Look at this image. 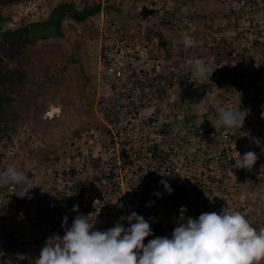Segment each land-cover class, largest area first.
<instances>
[{
	"label": "built area",
	"instance_id": "obj_1",
	"mask_svg": "<svg viewBox=\"0 0 264 264\" xmlns=\"http://www.w3.org/2000/svg\"><path fill=\"white\" fill-rule=\"evenodd\" d=\"M49 1L52 0L16 3L8 27L15 29L24 23L44 22L50 13L44 4ZM68 1L81 3V0ZM142 4L145 7L138 8L139 18L133 22L134 27L126 28L130 31L111 26L101 33L95 102L101 126L88 128L74 140L71 156L59 164L48 181L52 194L49 197L41 194L42 200L35 196V202L40 204L33 221L41 228H48L49 237L63 236L64 216L71 226L76 215L73 205L79 206L81 214L97 215L95 230L105 231L121 216L135 212L152 229L153 235L145 238V244L157 236L171 237L177 219L170 213L173 193L191 198L188 208L194 202V214L186 216L198 218L201 213L219 212L228 206L252 222L245 195L239 192V172L243 168L234 165L239 154L243 156L248 151L256 153V164H264V151L250 139L257 138L264 145V119H260L264 103L258 110L249 101L240 103V110L249 109L250 115L239 132L215 129L217 108L204 106V87L213 88L209 84H214V80L217 90L222 91L223 85L231 84L230 77H241L242 73L236 70V76L233 67L219 61L214 63L213 73L209 69L210 81H203L198 87L191 65L202 59L199 49L185 48L182 44L183 34L194 36L196 32L192 0H144ZM252 30L264 35V22ZM245 36L251 41L247 33ZM254 42H251L254 46L263 45V36ZM239 53L232 51L230 55L234 59ZM235 65L239 67L234 62ZM243 81L250 88L257 87L264 82V71ZM188 91L200 95L197 103L204 100L202 109L182 116L169 111L168 104L173 103L176 92L187 95ZM240 94L230 90L221 106L238 109L235 99ZM242 96L243 93L240 99ZM198 116L204 121L200 127L196 125ZM243 133H250V137ZM249 173L245 171L242 178L249 181L253 176ZM161 180L171 185V195L165 192ZM227 185L235 186L232 193L224 191ZM214 186H220L221 191L215 192L214 200L210 201ZM157 192L161 193L159 198ZM150 202L151 206H146Z\"/></svg>",
	"mask_w": 264,
	"mask_h": 264
},
{
	"label": "rangeland",
	"instance_id": "obj_2",
	"mask_svg": "<svg viewBox=\"0 0 264 264\" xmlns=\"http://www.w3.org/2000/svg\"><path fill=\"white\" fill-rule=\"evenodd\" d=\"M7 1L0 0V11L5 15L12 13L17 3L8 2L6 7H3ZM64 2L65 0H55L54 3L52 0L46 2L44 6L51 14L50 8L53 5L57 7L65 4ZM192 3L196 16L194 38L203 44L199 45V57L206 62L211 72L215 69L214 63L219 61L233 67L236 76L240 71L243 79L264 71V44L257 43V46L251 44L258 37L264 38V35H257L252 30L264 22V0H192ZM70 4L72 3L69 2ZM86 4L90 6L101 4L104 10L109 8L107 0H86L85 4L78 5L75 9L81 10ZM75 9L66 12L60 38L38 40L33 43H29L32 39H25L21 44L10 47L13 54L27 50L24 57L27 63L24 66L28 72L29 86L18 99L19 104L15 106V112L20 118L12 120L4 133L5 136L0 139V172L7 165H13L28 175L29 179L35 176L40 187L32 190L29 194L32 199L29 200L18 198L14 192V185L0 186V213L1 217L6 219L5 230H0V242L3 243L5 240L6 243L11 239L14 247L11 252H5L0 246V264H15L16 253H28L33 258L38 257L50 230L41 228L38 222L33 221L39 212L37 205L40 204L35 202V196L37 194L39 197L46 193L45 195L49 197L52 194V190L48 188V181H51L56 168L60 167L59 164L71 156L74 140L88 128L101 126L94 109L98 88V46L102 31L110 29L108 20L110 21L111 14L102 10L85 22L79 23L72 18ZM133 27L134 24L129 21L126 28ZM126 28L123 30L130 31ZM246 33L251 37L248 38L251 41L246 39ZM243 37L246 41L242 44ZM238 40L241 42L240 49H231ZM225 42L227 44H224ZM197 47L196 45L194 48ZM0 49L6 47L0 46ZM232 51L243 53L237 54L233 59L230 55ZM251 55L256 60L249 58ZM234 62L239 67L236 65L234 67ZM194 78L198 87H201V82H205L196 76ZM209 85L213 88L204 87V106L213 105L214 108H218L224 101V97L221 96L228 95L229 91L225 93L217 90L216 85L211 83ZM195 90L200 91L197 88ZM238 91L241 94L235 99V106L241 107V102L245 104L249 101L258 110L260 104L264 103V82L251 88L244 84ZM199 96L197 97L194 91H188L187 95L176 92L173 103L168 104L169 111L180 116L187 112L196 113L195 104L199 101ZM164 111L166 113L167 109ZM240 171L239 192L245 195L251 224L259 231L264 228V164L261 162L255 164L250 173L247 169ZM245 171L253 175L249 181L242 178ZM227 188L224 191L232 193L235 186L227 185ZM213 190V195L210 199L207 198L210 201L214 200L215 192L221 191L220 186H214ZM184 196L190 205L192 199ZM42 216L41 213L40 217ZM22 264L28 262L24 261ZM260 264H264V261Z\"/></svg>",
	"mask_w": 264,
	"mask_h": 264
},
{
	"label": "clouds",
	"instance_id": "obj_3",
	"mask_svg": "<svg viewBox=\"0 0 264 264\" xmlns=\"http://www.w3.org/2000/svg\"><path fill=\"white\" fill-rule=\"evenodd\" d=\"M55 8L53 5L52 12ZM11 14L6 16L11 17ZM8 23H4L5 29H12ZM24 25L26 23L17 28ZM182 44L185 48H193L197 41L185 33L182 35ZM191 70L199 79L210 81L211 75L204 60L193 61ZM203 101L195 104L197 112L202 109ZM249 115V109L241 111L240 107L233 109L220 106L216 109V123L213 127L239 132ZM261 119H264V112ZM203 123L198 116L196 125L200 127ZM243 135L250 137V133ZM250 139L264 151V145H261L259 139ZM257 159L253 151L245 152L243 156L239 154L234 167L251 171ZM160 184L165 192L172 194L173 189L166 180H161ZM4 185H14L16 196L29 200L32 199L29 195L32 190L40 187L35 176L29 179L28 175L13 165H7L0 172V186ZM155 195L159 198L161 193ZM151 203L146 206H151ZM119 207L123 209L124 206ZM72 211L76 215L70 227L68 217H63V236L53 234L48 237L38 257L16 253L15 264L24 261L28 264H260L264 261V228L257 231L242 213L234 212L228 206L219 212L201 213L198 218L186 216L187 208L181 207L171 237L157 236L147 244L144 243L145 238L153 235L150 223L135 212L121 216L113 227L100 231L95 230L97 215L81 214L78 205H73Z\"/></svg>",
	"mask_w": 264,
	"mask_h": 264
},
{
	"label": "trees",
	"instance_id": "obj_4",
	"mask_svg": "<svg viewBox=\"0 0 264 264\" xmlns=\"http://www.w3.org/2000/svg\"><path fill=\"white\" fill-rule=\"evenodd\" d=\"M21 1L23 0H8L7 2H4L5 5L3 4V7H6L8 2L19 3ZM85 2L86 0H81V3L79 4L74 3L69 5L68 2L65 0L64 3L68 6L69 9L73 10L78 5L85 4ZM184 2L185 1H183L181 4H183ZM142 3H144V0H107V6L109 8H107L106 10L102 9L101 4H95L93 6L86 4L81 10L75 9L74 13L72 14V18L77 22L82 23L88 20L90 17H93L99 14L102 10H104L106 13L111 14V19L110 21L108 20V24L110 25V27L113 26L115 28L125 29L129 21L133 23L136 19L139 18L138 8L145 7ZM65 16L66 14L62 18V22L65 19ZM7 21H10V17L6 16L4 13H2V11H0V31L2 30V24L7 23ZM193 37H196V34H194ZM33 42L35 41L30 40L29 43ZM224 44L227 43L225 42ZM240 44L241 43H239L238 40L235 46L232 45L231 49H240ZM199 45L203 44L198 40V47L196 49L200 50ZM0 46L6 47V49H0V139H2L5 136L4 133L8 130L10 124L12 123V120L20 118V115L15 112V106L19 104L18 99L21 98L24 93L28 90L29 79L27 69L24 66V64L27 63L25 61L26 59L24 60V57L27 54V50L24 49L19 53L13 54V52L11 53L10 46L2 42L1 40ZM229 81L232 82L231 84H229L230 86L223 85L222 91H225V93H227L226 91L230 90L232 92L238 91L240 88L244 87V81L241 77H230ZM213 83L215 85L214 80ZM221 97L224 96L222 95ZM182 188L183 187H181V189ZM184 195L185 194L183 193H181L180 195L173 193L171 198L172 203L170 213L177 217L179 216V209L181 207L187 208L188 211L186 215L191 213L194 214V202L192 203V207L188 208V203ZM20 202L22 201L20 200ZM5 225L6 219L1 217L0 213V230H5ZM12 243L13 241L11 239L7 240L6 243L5 240L3 241V243L0 242V246H2V251L5 250V252H11L13 250ZM10 252H7V254Z\"/></svg>",
	"mask_w": 264,
	"mask_h": 264
},
{
	"label": "water",
	"instance_id": "obj_5",
	"mask_svg": "<svg viewBox=\"0 0 264 264\" xmlns=\"http://www.w3.org/2000/svg\"><path fill=\"white\" fill-rule=\"evenodd\" d=\"M66 5L56 7L46 22L28 23L17 29H5L4 23L0 31V40L10 47L21 44L25 39L47 40L62 35V18L68 11Z\"/></svg>",
	"mask_w": 264,
	"mask_h": 264
},
{
	"label": "crops",
	"instance_id": "obj_6",
	"mask_svg": "<svg viewBox=\"0 0 264 264\" xmlns=\"http://www.w3.org/2000/svg\"><path fill=\"white\" fill-rule=\"evenodd\" d=\"M71 3L74 4V2H71ZM67 7H68V6H67ZM68 10H69V9H68ZM65 14H66V13H65ZM39 197H40L41 200L43 199L42 196H39ZM41 205H43V203H41ZM44 243H45V242H43V245H44ZM43 245H42V246H43Z\"/></svg>",
	"mask_w": 264,
	"mask_h": 264
}]
</instances>
